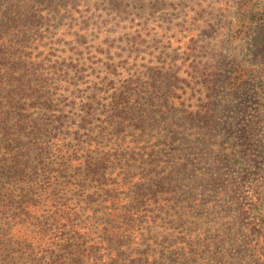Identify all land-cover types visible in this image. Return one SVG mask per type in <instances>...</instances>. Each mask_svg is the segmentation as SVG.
Listing matches in <instances>:
<instances>
[{"label":"trees","instance_id":"16d2710c","mask_svg":"<svg viewBox=\"0 0 264 264\" xmlns=\"http://www.w3.org/2000/svg\"><path fill=\"white\" fill-rule=\"evenodd\" d=\"M82 1L0 0V264H193L194 252L198 262L216 261L222 248L212 240L205 243L199 235L193 247L191 218L200 220L217 203L194 187L232 190L217 176L209 178L211 171L194 179L201 165L178 160L182 140L170 136L210 118L204 104L175 118L169 107L178 100L173 84L140 91L139 78L117 75L105 64L102 79L120 76L123 85L102 91L98 117L91 119L82 100L87 109L79 124H60L58 116L45 114L53 111L58 92H67L70 75L54 65L42 74L30 71L41 56L38 48L49 45V54L67 52L68 59L75 53L53 49L52 38L35 42L33 18H45L43 5L67 9ZM259 16L251 15L250 22L264 26V8ZM66 35L79 43L77 32ZM243 75L232 79L233 86ZM161 132L168 151L158 143ZM223 235L217 231L211 239Z\"/></svg>","mask_w":264,"mask_h":264},{"label":"rangeland","instance_id":"374dc122","mask_svg":"<svg viewBox=\"0 0 264 264\" xmlns=\"http://www.w3.org/2000/svg\"><path fill=\"white\" fill-rule=\"evenodd\" d=\"M40 8L45 18H33L31 37L41 44L52 38L53 49L75 55L68 59L67 52L49 54V45L38 48L41 56L33 59L30 71L42 74L54 65L60 74L70 75L67 92H58L53 111L45 113L40 99L38 115L79 124L89 107L91 119L98 117L104 103L100 99L106 97L102 91L123 85L120 76L102 79L105 64L117 75L124 71L128 78L133 75L132 81L139 78L140 91L158 92L173 84L178 100H171L169 107L175 118L190 112V106L204 104L210 118L170 132L182 140L176 157L196 168L201 165L194 179L201 181V174L211 171L209 178L217 176L232 191L194 187L202 198L217 203L200 220L191 218L193 247L201 235L205 243L212 240L222 248V254L201 263L194 252L193 264H264V26L250 22L251 15L262 18L258 14L264 0H84L71 2L67 9ZM76 32L78 44L66 35ZM170 66L174 74L168 76ZM240 72L243 78L233 86ZM81 100L87 103L84 109ZM158 135L166 149L163 132ZM152 145L148 143L145 153ZM217 231L223 239H211Z\"/></svg>","mask_w":264,"mask_h":264}]
</instances>
